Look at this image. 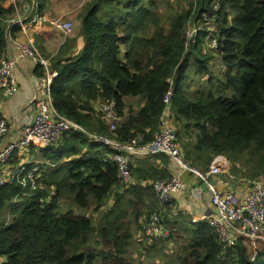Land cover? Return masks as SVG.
Masks as SVG:
<instances>
[{
    "label": "trees",
    "instance_id": "obj_1",
    "mask_svg": "<svg viewBox=\"0 0 264 264\" xmlns=\"http://www.w3.org/2000/svg\"><path fill=\"white\" fill-rule=\"evenodd\" d=\"M5 1L0 0V60L11 33L21 31L20 26L7 31V25L23 3L6 8ZM27 1L45 14L48 0ZM214 1L181 0L184 8H172L165 18L160 17V0H90L77 10L82 50L64 58L63 45L49 69L58 72L51 86L54 105L86 132L73 129L57 144L31 146L36 157L49 161L42 163L36 189L16 182L0 186L3 264H142L132 250L141 242L136 237L140 220L155 210L165 220L170 210L158 209L152 185L171 176L169 157L138 159L122 189L117 164L107 155L110 150L91 141L90 134L153 140L170 87L172 113L181 126L175 129L176 138L188 162L207 168L215 156L224 155L245 166L237 173L264 179V0H218L219 10ZM189 21L198 29L194 37L187 35ZM208 36H217L216 48L208 44L215 54L201 48ZM194 58L195 72L209 77L189 89L184 81ZM45 71L44 64L36 65L35 75L43 77ZM107 98L116 99L121 116L115 132L100 112ZM134 98L139 99L138 109L129 105ZM160 156L164 166L158 168L153 162ZM112 193L114 206L99 225L91 215L62 209L69 202L98 212ZM164 222L176 230L175 223ZM179 229L185 231L183 237L170 231L164 239L142 240L154 248L188 234L181 251H173L176 257L170 255L162 264H255L242 241L225 249L205 221ZM259 258H264V248Z\"/></svg>",
    "mask_w": 264,
    "mask_h": 264
},
{
    "label": "built area",
    "instance_id": "obj_2",
    "mask_svg": "<svg viewBox=\"0 0 264 264\" xmlns=\"http://www.w3.org/2000/svg\"><path fill=\"white\" fill-rule=\"evenodd\" d=\"M14 4L23 0H13ZM220 3L215 1L213 7L219 9ZM30 16L17 15L8 20V27L20 26L26 30L32 26L51 24L68 36L74 32L71 20L52 18L47 13L41 14L36 5L28 10ZM197 27L189 21L187 35L194 37ZM11 35L9 36V38ZM21 58L32 59L37 65H45L43 77L34 76L35 85L40 87L39 96L27 108L25 116H15L7 119L0 113V186L20 183L24 188L36 189L39 185L41 166L38 160L32 159L31 146L44 148L57 144L64 134L73 129L86 130L63 115L54 105L51 86L58 76L56 70L50 71L49 62L44 59L32 39H14ZM16 59L8 57L6 53L0 60V92L6 97H12L19 91V84L15 74ZM173 83V79L169 78ZM173 89L167 91L164 97L166 104L160 120V130L154 139L143 142L144 135H136L130 140H118L103 134H90L91 141L107 147L108 157L117 164L118 177L122 184L128 185L136 159L154 157L165 154L169 157L170 165L176 171H171L168 178L152 181L157 200L162 208L172 209L176 198L186 187L185 176L191 173L196 179L204 183L210 193L213 206L211 212L202 216H195L192 223L207 222L218 234L220 243L225 249H234L239 242H243L250 252V259L258 261L259 253L264 248V179H247L238 177L225 171L226 159L224 155L213 158L208 168L193 166L185 159V154L178 143L172 113ZM102 119L107 123L111 132H115L121 121L118 104L115 98H107L100 104ZM21 125V136L15 141L4 143L5 137L17 125ZM29 158L30 160H28ZM42 163V162H41ZM227 175L228 180L221 176ZM223 182L225 190L219 191L212 180ZM247 181L248 188L229 190L231 181ZM142 240L164 239L170 236V230L163 224L161 213L157 210L146 212L140 220ZM264 259V258H262ZM5 258H0V264Z\"/></svg>",
    "mask_w": 264,
    "mask_h": 264
},
{
    "label": "crops",
    "instance_id": "obj_3",
    "mask_svg": "<svg viewBox=\"0 0 264 264\" xmlns=\"http://www.w3.org/2000/svg\"><path fill=\"white\" fill-rule=\"evenodd\" d=\"M65 1H69L72 3V7L71 9L67 11V14L69 15V17H72L73 19H77L75 10L76 9L79 10L84 3L82 2L76 3L75 2L76 0H48L47 5H46L47 10L45 11V13L47 14L49 13L48 15H50L52 18L53 17L63 18L64 15H62L63 10H62L61 5ZM13 2H14L13 0H6L4 3V7L8 8L11 4H13ZM75 4H77V7L75 10H73V8L75 7ZM23 7L24 9H22V12L19 11L18 15L19 14L22 16L24 15L25 17L30 16V14L27 15L28 10L31 8L29 4L28 3L27 5L23 4ZM72 36L64 35L62 31H60L59 29H56L51 24L42 25V26L36 25V26L28 27L26 30L21 29V31L18 33H14V34L11 33V37L8 38V46H7L6 55L8 57H12L16 59L17 61L16 67H15V74H16L17 81L19 84V91L12 97H6L3 94V92H0V113L3 114L4 117H6L7 119H12L15 116H25L26 114L25 110L32 105L31 103L35 101L36 97L39 96V92H40V87L38 85H35L33 81V78L35 76L36 64L33 62L32 59L20 57L19 50L16 48L13 42L14 39H20L23 41L32 39L36 47L38 48L41 56L49 62V65H51L52 57H54L58 53V51L60 50L59 48L65 45L67 41L72 42L71 45L67 43L68 45H70L66 51L67 56L72 55L76 51L82 50L83 39L79 37L78 35H77V38H73ZM63 57L66 58V56L64 55ZM129 105H133L135 109H138L140 107L139 99L134 98L132 100H129ZM174 127L175 129L180 128L181 127L180 123L176 124L174 121ZM20 136H21V125L17 124L5 137L4 143L15 141ZM36 153H37V149L36 150L31 149L30 155L32 156V159L42 161V163L49 162L48 160L44 158L40 159L36 157ZM27 159L30 160L29 158ZM225 159L227 162L225 171H229L231 174H235L238 177H244L242 176L241 173L239 174L236 172V171H243V169H245V166L242 163L240 162L233 163L227 157H225ZM137 160L138 159L134 161V165L135 164L137 165L141 161V160H138V163H137ZM154 161L155 162H153V164L156 167L160 168L164 166V164L161 162V156L156 157ZM198 167L204 168L206 166L199 164ZM176 170L177 169H175L173 166L171 165L169 166L170 173L171 171H176ZM221 178L224 181L228 180L226 174H223ZM244 178L251 179L249 177H244ZM185 180H186V187L183 190V192L176 198L173 210L170 209L169 211H167L168 208H162L159 202L156 204L160 211L162 212L167 211L166 216L170 222L175 223L176 229L179 228L177 226L178 224L179 225H181V223L183 224V221L189 220L192 223V219L195 216H202L204 214L211 212L213 209V206L210 201L211 199L210 193L208 191L207 186L204 183L200 182L198 179H196V177H194L191 173H188L185 176ZM212 181L219 191L226 189V186L224 185L223 182H219L214 179ZM143 182L145 183V181ZM246 187L248 188V184H246V182L235 180V181H231V185L227 188L229 190L236 191L239 189L244 190ZM181 216L184 218V220L181 218ZM167 218L165 217V220H164L165 222H167Z\"/></svg>",
    "mask_w": 264,
    "mask_h": 264
},
{
    "label": "rangeland",
    "instance_id": "obj_4",
    "mask_svg": "<svg viewBox=\"0 0 264 264\" xmlns=\"http://www.w3.org/2000/svg\"><path fill=\"white\" fill-rule=\"evenodd\" d=\"M88 1H90V0H76L75 2L76 3H79V2L86 3ZM22 3L24 5H27V3H29L32 6L33 2L31 3L30 1L23 0ZM23 4H21V7L19 6V11H21V12H22V9H24ZM61 6H62V10H63L62 15H64V17L62 19H66V20L71 19L74 22V32H73V34H71V36L73 35L72 36L73 38H77V35H79V30H80L79 21L77 19H73L72 17H69V15L67 14V11L69 9H71V7H72V3L69 1H65ZM76 7H77V4H75V7L73 8V10H75ZM172 8H177L180 10V9L184 8V4L181 2V0H160V9H159L160 17L161 16H163L164 18L168 17ZM77 10L78 9H76L75 12H77ZM23 17H24V15H23ZM67 18H69V19H67ZM213 30H214V28H213ZM213 37L216 41L210 40L209 36H208V38H206V37L203 38V40L201 42V48L204 52H210L212 54H215L213 50L209 49V45H208V44H211L214 47V45L218 42L217 36H213ZM67 43L70 45L72 44V42H70V41H67ZM67 43H65V44H67ZM206 44H207V46H206ZM62 47L63 46H61L59 49H61ZM64 47H65L64 48V52H65L67 50V46L64 45ZM214 48H216V47H214ZM64 55L67 56V53L65 52ZM195 63H196V58L193 59V63L190 64V66L186 72L187 78H185L184 84L189 89L195 88L196 85L200 86L202 83H205L209 77L208 75H202V74L196 73L195 72ZM217 69H218V71H220L219 68H217ZM174 121L176 123L175 117H174ZM41 162L42 161H38L36 164H38L39 166L42 167ZM243 182H247V181H243ZM124 187H125L124 184H122L121 188L123 189ZM53 189H54V187H53ZM115 199H116L115 193H112L107 198L104 206L98 212H86V210L80 209L77 206L71 205L69 202L68 203L63 202L62 203V209L63 210L73 209L75 211V213H86L87 215H91L94 218V222L97 225H99V223L101 222L100 219L103 217L104 212L110 211L113 208L114 203H115ZM14 203H15V201L12 204H14ZM146 211H149V210H145V212ZM134 217L135 216L133 214L129 215V218H131L133 220H134ZM181 218L184 220V218L182 216H181ZM10 219H11V215L8 213L6 220L9 221ZM168 221L169 220H167V222ZM163 222H164V220H163ZM164 223L167 225L166 222H164ZM191 224L192 223L189 220L188 221L185 220V221H183V224L181 223L182 226L179 225V228H181V229L188 228V227H191ZM132 227H133V225H132ZM179 228H177L176 230L174 229V231H171V229H169V230L175 234L179 233L178 235H181L183 237V235H185V231H182ZM140 233H141V230H140V232L136 231L137 240L141 236ZM186 234H187V232H186ZM187 237H188V234H187V236H185L184 239L179 238L178 240H173V237H170L168 240H163L161 242L159 241L160 243L157 242V244L158 243L159 244L156 245L154 248L147 247L150 245L147 243H145V245H144L143 241H141V242L138 241L139 242L138 245L136 247H133V249H132L133 255L138 261L140 260L142 262V264H154V263L162 264V263H165V261L167 260V258L170 255H174V258L176 257L177 253L180 252L181 249L183 248V246L186 244ZM140 240H141V238H140ZM173 251H177V253H173Z\"/></svg>",
    "mask_w": 264,
    "mask_h": 264
},
{
    "label": "water",
    "instance_id": "obj_5",
    "mask_svg": "<svg viewBox=\"0 0 264 264\" xmlns=\"http://www.w3.org/2000/svg\"><path fill=\"white\" fill-rule=\"evenodd\" d=\"M7 31H9L8 26H7ZM255 264H264V259H259L258 261H255Z\"/></svg>",
    "mask_w": 264,
    "mask_h": 264
},
{
    "label": "clouds",
    "instance_id": "obj_6",
    "mask_svg": "<svg viewBox=\"0 0 264 264\" xmlns=\"http://www.w3.org/2000/svg\"><path fill=\"white\" fill-rule=\"evenodd\" d=\"M215 1H218V0H215ZM215 1H214V2H215ZM218 2H219V1H218ZM219 3H220V2H219ZM220 8H221V5H219V9H220ZM219 9H218V10H219Z\"/></svg>",
    "mask_w": 264,
    "mask_h": 264
}]
</instances>
